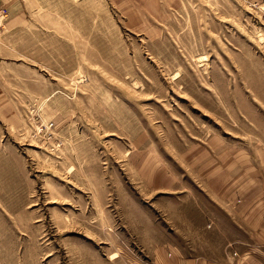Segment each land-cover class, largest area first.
<instances>
[{
  "label": "rangeland",
  "instance_id": "obj_1",
  "mask_svg": "<svg viewBox=\"0 0 264 264\" xmlns=\"http://www.w3.org/2000/svg\"><path fill=\"white\" fill-rule=\"evenodd\" d=\"M0 8V264L264 259L199 173L264 146V0Z\"/></svg>",
  "mask_w": 264,
  "mask_h": 264
},
{
  "label": "crops",
  "instance_id": "obj_2",
  "mask_svg": "<svg viewBox=\"0 0 264 264\" xmlns=\"http://www.w3.org/2000/svg\"><path fill=\"white\" fill-rule=\"evenodd\" d=\"M199 151L203 160L199 173L204 176L206 192L233 213L238 223L250 228L258 246L254 250L264 254V146L244 149L211 140ZM259 255L231 264H264Z\"/></svg>",
  "mask_w": 264,
  "mask_h": 264
},
{
  "label": "built area",
  "instance_id": "obj_3",
  "mask_svg": "<svg viewBox=\"0 0 264 264\" xmlns=\"http://www.w3.org/2000/svg\"><path fill=\"white\" fill-rule=\"evenodd\" d=\"M7 17V12L6 10L0 8V23Z\"/></svg>",
  "mask_w": 264,
  "mask_h": 264
}]
</instances>
